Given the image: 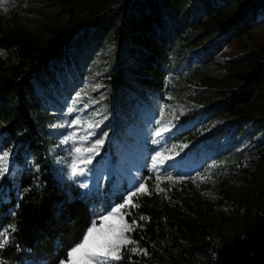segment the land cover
<instances>
[{
	"label": "trees",
	"instance_id": "1",
	"mask_svg": "<svg viewBox=\"0 0 264 264\" xmlns=\"http://www.w3.org/2000/svg\"><path fill=\"white\" fill-rule=\"evenodd\" d=\"M38 1L65 14L59 20L38 21L27 32L0 23V149L10 153L9 171L0 179V230L15 228L10 231L8 245L0 249V264H67V253L86 229L122 203L139 183H145L150 194L133 198L138 207L131 209L126 219L131 224L135 218L141 227L134 226L128 234L138 243L127 247L148 254L124 251L119 264H264L263 157L252 169L213 175L209 198L219 209L213 218L208 211L188 204L186 184L179 181L178 172L166 175L150 169V153L140 162L136 177L83 182L94 172L86 166L83 175L72 176L71 170L66 178V169L57 166L63 156L36 114L40 108L33 94V78L45 71L50 61L60 60L79 32L89 27L95 30L111 15L119 17L128 11L129 16L115 28L114 40L120 41L118 48L126 52L127 67L134 65V82L129 83L118 69L107 80L113 82L112 76H116L114 83L118 84L111 85L115 91L132 85L141 91L164 93L162 77L169 50L160 47L156 36L166 22L158 17L160 8L155 5L161 0H145L147 11L143 14L132 15L128 9L139 0H119L117 5L90 11L83 18L74 12L73 1ZM167 1L175 4L180 0ZM262 1L224 0L211 11L205 0L202 5L209 24L223 33L237 26L247 31L254 8ZM171 17L169 13L168 22ZM237 70L224 77L217 100L207 103L209 114L246 117L248 112L258 111L259 105L264 107V48L249 52ZM232 206L228 212L221 210ZM140 216L146 219L140 220ZM214 218L230 225L228 240L219 245L210 234Z\"/></svg>",
	"mask_w": 264,
	"mask_h": 264
},
{
	"label": "rangeland",
	"instance_id": "2",
	"mask_svg": "<svg viewBox=\"0 0 264 264\" xmlns=\"http://www.w3.org/2000/svg\"><path fill=\"white\" fill-rule=\"evenodd\" d=\"M68 1L76 3L74 12L80 18L119 3V0ZM144 1L129 6L132 15L147 11ZM205 1L212 6L209 11L224 3V0ZM202 2L155 3L160 8L158 17L166 22L160 25L156 37L160 47L169 50L162 77L164 93L145 88L141 91L132 85L115 91L116 76H112L113 82L107 80L118 69L123 70L129 83L134 82L131 80L134 65L127 67L128 59L123 58L126 52L123 47L118 48L120 41L114 40L115 28L129 16L128 11L119 17L111 15L95 30L89 27L79 32L60 60L50 61L45 71L33 78V94L40 108L36 114L63 156L57 166L66 169V178L74 161L78 169L86 166L94 169L93 175L83 178V182L109 177L119 182L136 177L140 162L150 153V169L166 175L178 172L179 181L186 184L188 204L195 210L208 211L213 218L219 210L209 198L213 175L233 169L236 173L243 172L264 158L262 105L246 117L213 116L205 111L207 103L222 94L224 77L238 73L237 66L245 62L249 52L264 48V0L254 8L247 31L237 26L223 33H217L209 24ZM169 13L174 17L168 22ZM64 14L56 6L38 0H8L0 8V23L27 32L38 21L59 20ZM70 108L73 111L69 112ZM89 123L97 126L88 127ZM165 127L167 132L163 131ZM157 131L162 135L157 136ZM72 134L75 138L65 143ZM98 139L104 143L97 148L98 154H92L91 163L85 165L83 160L76 159L78 155H89L83 149L90 148ZM76 147L82 149L80 154L75 152ZM157 153L161 156L154 167L152 158ZM161 159L163 163L159 162ZM200 177L206 179L202 181ZM231 208L234 209L232 206L221 210L228 212ZM214 219L210 234L219 245L228 240L230 225Z\"/></svg>",
	"mask_w": 264,
	"mask_h": 264
},
{
	"label": "snow or ice",
	"instance_id": "3",
	"mask_svg": "<svg viewBox=\"0 0 264 264\" xmlns=\"http://www.w3.org/2000/svg\"><path fill=\"white\" fill-rule=\"evenodd\" d=\"M8 0H0V8H3L7 4ZM6 10V9H5ZM73 109H69V112ZM79 123V120L76 121ZM97 125L88 124V127H95ZM164 132L168 131V128L163 129ZM94 135V133H91ZM157 136H161L162 132L157 131ZM75 134L70 135L64 141L73 140ZM84 139V138H81ZM104 141L98 139L90 148L83 149L84 152L89 153V155L81 157L77 156V160H83L85 165L91 163L92 154H98L96 152L97 148L102 146ZM82 149L80 147L75 148V152L80 154ZM2 155H0V179H2L5 174L9 171L7 166V160L9 158V151H4L0 149ZM161 154L157 153L153 157L154 167L157 160L160 158ZM163 163L162 159L159 161ZM72 176L83 175L88 169L86 167L80 168L78 170L77 164L74 161L72 163ZM168 180H172L171 176L167 177ZM203 181L206 177H200ZM87 187L86 184L82 185ZM158 187V185H157ZM164 191V189H159ZM138 194H150L149 189L145 183H139L138 186L134 187V190L129 192L127 197L122 203L112 207L107 214H102L98 217V222H93L92 225L87 229L86 234L83 236L81 242L77 243L74 247L70 249L67 253V264H119L123 259V252L128 251L131 253L142 252L147 255V250L138 249L137 247L128 248V245H135L138 242L134 241L129 233L134 231L135 227H141L137 224L135 218L132 219L131 224L126 219V216H131V209L138 207L134 203L133 198L137 197ZM140 220L146 219L143 216L139 217ZM10 231H15L14 226L8 230H0V249H3L9 243ZM61 264H65L64 261Z\"/></svg>",
	"mask_w": 264,
	"mask_h": 264
}]
</instances>
